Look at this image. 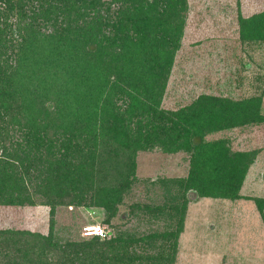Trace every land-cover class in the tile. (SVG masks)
I'll return each mask as SVG.
<instances>
[{"label":"rangeland","instance_id":"1","mask_svg":"<svg viewBox=\"0 0 264 264\" xmlns=\"http://www.w3.org/2000/svg\"><path fill=\"white\" fill-rule=\"evenodd\" d=\"M100 1L117 21L120 3ZM155 1L156 22L170 29L157 71L152 68L156 57L152 43L163 36L160 25L148 29L155 40L137 34L135 28L126 29L132 43L125 52L116 41V49L108 47L101 55L84 56L81 51L78 55L79 63L96 78L87 90L90 104L88 100L79 111L86 121H78L104 137L94 142L89 133H81L89 141L86 150L96 143L103 155V149H111L116 169L134 166L121 192L117 187L115 212L71 202L56 208L51 217L50 206L39 203L0 205V230L20 238L14 249L0 250V264H24V257L28 264H65L74 256L71 244L87 241L90 244L80 249L109 254L117 262L111 264H129L126 261L132 259V264H264V42L242 40L239 28V20L264 13V0H175L178 13L173 16L164 7L169 0ZM167 13L170 19L164 22ZM92 16L86 10L76 25L86 29ZM15 22L13 14L5 30L8 36ZM48 23L42 18L41 32L50 30L52 22ZM52 71L61 76L58 86H65L72 76L60 68ZM71 73H76L75 67ZM248 107L252 115L247 123L241 118L226 121L231 109L238 114ZM153 108L167 113L188 108L208 112L211 119L201 138L203 147L194 146L196 128L186 134L182 129L178 139L174 135L179 133H171L170 141L151 140L147 126ZM78 121L72 128L83 132ZM70 132L64 140L71 139ZM65 147L68 152L79 149L70 142ZM194 171L203 175L201 186L207 194L199 187H187ZM228 188L234 190L233 196H227ZM91 227L101 228L103 236L88 234ZM93 237L98 244H92ZM21 247L24 257L17 250Z\"/></svg>","mask_w":264,"mask_h":264},{"label":"trees","instance_id":"2","mask_svg":"<svg viewBox=\"0 0 264 264\" xmlns=\"http://www.w3.org/2000/svg\"><path fill=\"white\" fill-rule=\"evenodd\" d=\"M0 1L4 3V8L0 10V205L39 203L50 206V215L53 217L56 208L70 205L72 202L85 208L92 205L112 214L115 212L116 204L113 197L119 196V192L129 181L134 166L128 165L126 169H120L121 165H118L120 170L116 169L117 164L114 165L111 149H103L105 151L103 155L96 150L98 147L96 143L91 149L86 150L89 141L96 142L104 137L98 135L96 130L89 131L86 122L82 124L81 121L83 118L79 112L80 108L81 106L85 108L87 101L91 99L87 90L94 86L96 78H92L94 75L87 71L86 65L79 63L78 55L79 51L84 56L101 55L108 47V49H116L113 48L116 41L121 42L120 50L125 52L130 47V42L132 43V37L126 35L128 33L125 32L126 29L131 31L135 28L137 34L143 32L148 36L151 35L150 38L155 40L148 29H156L160 25V22H156L158 18L156 1L151 3L148 0L115 1L122 7L120 14L115 13L117 21L115 18L112 20L107 4L100 0ZM121 2H124L126 7H123ZM176 3L175 0H169L167 6H164L170 16L178 13ZM44 5L47 7H43ZM40 8H43L44 16ZM86 10L87 15L93 16L90 22H86L85 29L80 24L76 25L78 23L76 18L84 19ZM168 13L162 17L164 22L170 19ZM13 14L16 18V26L8 36L5 30L10 25L8 22ZM42 18L45 24L49 20L52 22L50 30L45 33L38 27ZM178 20L179 18L176 22ZM239 23L242 40L258 39L264 42V13L239 20ZM45 24L43 25L46 26ZM169 30L160 25L158 31H163V36L152 43L154 45L152 53L156 56L152 65L154 71L159 68V62L164 54L162 45L170 33ZM7 49L13 53H8ZM74 67L76 73L73 75L71 71ZM59 68L66 74L72 75L64 82L65 86H58L61 81L56 79L61 76L58 74L55 76V72L52 71ZM250 115L252 113L249 107L248 110L246 108L243 113L238 114H235L233 108L230 120L226 117V121L232 122L241 118L247 123L251 120ZM78 118L81 119L78 121ZM84 119L86 121V117ZM209 119H211L210 114L200 108H188L170 113L153 108L147 134L151 140L154 137H164L170 141L172 134L179 133L174 135L178 139L180 134L190 133L191 128H196V134L193 135L197 136L193 138V143L196 148H202L201 138L205 134ZM77 121L84 127L83 132L73 130L72 126H77ZM182 129L184 132L181 133ZM69 130H71V139L64 140ZM81 133H89L88 142ZM68 142L79 149L68 152V148L65 147ZM111 172L113 173L109 179L108 175ZM120 175L117 181L114 180ZM190 175L189 183L186 182L187 187L189 185L193 188L199 187L200 193L204 194L201 172L194 171ZM119 185L121 188L118 192ZM206 188L207 186L205 190ZM228 189L227 196H233L234 190ZM87 192L92 193H88L90 195L88 199L85 198ZM19 235L23 237L22 239L27 238L23 233ZM18 240L20 238L17 233L0 230V250L14 249L15 241ZM97 240L93 237L92 244H98ZM88 244H90L88 241L86 245L79 242L71 244L74 256L66 259L65 264L114 262L109 254L105 255L102 252L98 254L91 248L80 249L81 246L87 247ZM52 245L56 246L55 243ZM17 250L23 257L26 255L24 248ZM24 259L27 260L24 264L30 262L28 258L24 257ZM80 259L81 261H78ZM132 261L133 259L126 262L132 264Z\"/></svg>","mask_w":264,"mask_h":264},{"label":"built area","instance_id":"3","mask_svg":"<svg viewBox=\"0 0 264 264\" xmlns=\"http://www.w3.org/2000/svg\"><path fill=\"white\" fill-rule=\"evenodd\" d=\"M88 234L93 236H103V230L99 227H91Z\"/></svg>","mask_w":264,"mask_h":264},{"label":"bare ground","instance_id":"4","mask_svg":"<svg viewBox=\"0 0 264 264\" xmlns=\"http://www.w3.org/2000/svg\"><path fill=\"white\" fill-rule=\"evenodd\" d=\"M91 235V234H90Z\"/></svg>","mask_w":264,"mask_h":264}]
</instances>
